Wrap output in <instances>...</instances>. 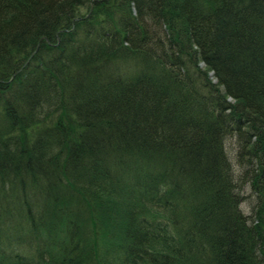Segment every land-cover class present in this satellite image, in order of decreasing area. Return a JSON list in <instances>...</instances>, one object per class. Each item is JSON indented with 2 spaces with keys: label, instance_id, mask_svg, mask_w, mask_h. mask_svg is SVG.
I'll use <instances>...</instances> for the list:
<instances>
[{
  "label": "trees",
  "instance_id": "obj_1",
  "mask_svg": "<svg viewBox=\"0 0 264 264\" xmlns=\"http://www.w3.org/2000/svg\"><path fill=\"white\" fill-rule=\"evenodd\" d=\"M0 264H264V0H0Z\"/></svg>",
  "mask_w": 264,
  "mask_h": 264
},
{
  "label": "rangeland",
  "instance_id": "obj_2",
  "mask_svg": "<svg viewBox=\"0 0 264 264\" xmlns=\"http://www.w3.org/2000/svg\"><path fill=\"white\" fill-rule=\"evenodd\" d=\"M228 145L232 147L234 146L233 139H230L228 141ZM234 151L235 150H233V148L229 150V152L231 153L230 160L233 164V169H235L236 174L239 170V165L238 163H235L236 157L233 156ZM241 194L243 196V201L240 204V208L245 215H251L252 210H254V207L257 203V195L256 193L252 192L251 187L248 184L242 188Z\"/></svg>",
  "mask_w": 264,
  "mask_h": 264
},
{
  "label": "bare ground",
  "instance_id": "obj_3",
  "mask_svg": "<svg viewBox=\"0 0 264 264\" xmlns=\"http://www.w3.org/2000/svg\"><path fill=\"white\" fill-rule=\"evenodd\" d=\"M238 155V154H237ZM229 157V156H228Z\"/></svg>",
  "mask_w": 264,
  "mask_h": 264
}]
</instances>
